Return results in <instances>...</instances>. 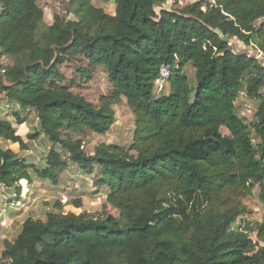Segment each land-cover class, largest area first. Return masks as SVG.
Segmentation results:
<instances>
[{"label":"trees","instance_id":"trees-1","mask_svg":"<svg viewBox=\"0 0 264 264\" xmlns=\"http://www.w3.org/2000/svg\"><path fill=\"white\" fill-rule=\"evenodd\" d=\"M113 1L109 14L92 0H67V14L46 24L37 0H0V58L10 59L0 66V94L36 111L39 130L28 140L41 132L51 143L40 165L0 144V184L20 199L34 179L57 185V172L69 166L84 177L98 168L92 186L117 211L93 216L64 211L57 201L44 219L27 217L3 241L1 260L264 264V218L240 219L249 213L241 199L255 185L264 203V64L233 47L264 52V0H197L182 8L164 7L168 0ZM77 57L86 63L79 74L90 80L100 67L112 85L98 106L61 85L60 66ZM162 65L170 76L158 96ZM241 92L258 100L250 124L236 113ZM122 101L134 121L130 143L100 142L86 153L70 134H106ZM23 123L16 112L0 116V143L28 150L16 128ZM70 204L81 208L82 200Z\"/></svg>","mask_w":264,"mask_h":264},{"label":"rangeland","instance_id":"rangeland-1","mask_svg":"<svg viewBox=\"0 0 264 264\" xmlns=\"http://www.w3.org/2000/svg\"><path fill=\"white\" fill-rule=\"evenodd\" d=\"M197 0H168L164 7L169 8H182L188 3H192ZM37 3L44 11V22L50 24L52 22V16L56 13L62 15L67 14V0H37ZM92 3L96 7H101L106 13H114V1L109 0L102 2L100 0H92ZM158 9V8H157ZM233 41L231 40V43ZM237 52H247L250 55L257 56V58L264 63V52L260 51L256 46H246L242 42H238L233 45ZM262 53L261 56L259 53ZM10 63V59L5 57L0 59V66ZM79 68H86V63L81 58H72L69 62L60 66V71L65 76V80L61 85L67 86L73 93L82 95L86 100L90 101L93 105H99V97L101 95L108 94L112 85L109 83L106 77V73L102 68H96L93 70L90 80H87L85 76L78 73ZM190 81H194V70L191 65L184 67ZM1 74V73H0ZM163 88V86L161 87ZM161 88L155 89V94L167 92V88L161 92ZM160 91V92H159ZM261 93H264V86L261 89ZM258 104L257 99L248 98L244 92L239 93L235 100L236 113L243 118V120L250 124L253 120V114ZM115 123L111 126L109 131L104 135H97L92 132L86 131L85 133L78 135L77 133H71L72 139L81 138L82 148L86 153H92L95 146L100 142L105 143H117L122 146H127L131 141V134L134 128L133 116L130 110L126 107L125 101L115 105ZM13 112H16L24 123L20 126L15 125L17 132L28 143V150L20 151L17 145L9 142L0 143L2 146L9 147L18 152V155L26 158L29 162H33L36 165H40L44 162L45 157L48 155L51 143L48 139L39 132L35 139L28 140L26 137L29 134H34L38 127V120L36 111L34 109L22 110L19 106L4 99L3 95H0V116L12 117ZM223 135H228V131L225 128H221ZM253 141H257V137L253 134ZM59 149L58 147H56ZM63 153L62 151H60ZM66 156V155H64ZM75 167L69 166L67 170L63 172H57L59 181L57 185L52 184L48 180L34 179L32 184L23 185L20 199H17L9 187L0 184V264H6L1 260V253L3 251V241H12L18 232L22 222L27 217L34 219H44L48 211L52 210L53 204L57 201L65 204L64 211H72L75 213L88 212L93 216H99L106 213H110L114 216L117 215V211L110 206L104 207L105 198L101 191H97L92 186V179L97 175L98 168L95 169L93 175L84 177L79 174V171L74 169ZM259 186L255 185L251 190V194L241 199L249 213L242 216L241 220H248L251 224L259 223L264 218V203L259 199ZM81 198V208H75L72 206L71 201ZM240 220V221H241ZM239 225V220L233 225L236 228ZM244 226V224H242ZM254 239L255 235L250 234Z\"/></svg>","mask_w":264,"mask_h":264},{"label":"built area","instance_id":"built-area-1","mask_svg":"<svg viewBox=\"0 0 264 264\" xmlns=\"http://www.w3.org/2000/svg\"><path fill=\"white\" fill-rule=\"evenodd\" d=\"M259 54L261 56H263V54L261 52ZM255 57L257 58V56H255ZM169 76H170V69L166 65H162L160 67L158 77L155 80L156 88H158V87L161 88L162 86H164L167 83Z\"/></svg>","mask_w":264,"mask_h":264},{"label":"water","instance_id":"water-1","mask_svg":"<svg viewBox=\"0 0 264 264\" xmlns=\"http://www.w3.org/2000/svg\"><path fill=\"white\" fill-rule=\"evenodd\" d=\"M215 31H216V33H218L220 35V37H222L224 42H227L228 40H230L229 36H224L218 29H216Z\"/></svg>","mask_w":264,"mask_h":264},{"label":"crops","instance_id":"crops-1","mask_svg":"<svg viewBox=\"0 0 264 264\" xmlns=\"http://www.w3.org/2000/svg\"><path fill=\"white\" fill-rule=\"evenodd\" d=\"M1 58H3V57H1ZM1 58H0V59H1ZM0 95H2V94H0ZM6 118H7V117H6Z\"/></svg>","mask_w":264,"mask_h":264}]
</instances>
